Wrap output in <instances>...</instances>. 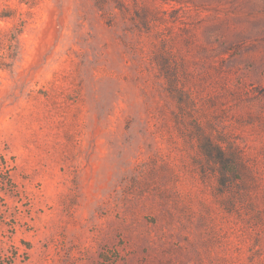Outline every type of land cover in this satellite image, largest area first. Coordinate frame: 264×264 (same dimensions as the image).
<instances>
[{"label": "rangeland", "instance_id": "1", "mask_svg": "<svg viewBox=\"0 0 264 264\" xmlns=\"http://www.w3.org/2000/svg\"><path fill=\"white\" fill-rule=\"evenodd\" d=\"M0 16V264H264V0Z\"/></svg>", "mask_w": 264, "mask_h": 264}, {"label": "trees", "instance_id": "2", "mask_svg": "<svg viewBox=\"0 0 264 264\" xmlns=\"http://www.w3.org/2000/svg\"><path fill=\"white\" fill-rule=\"evenodd\" d=\"M5 18H7V17H4V16H0V20H2V19H5Z\"/></svg>", "mask_w": 264, "mask_h": 264}]
</instances>
